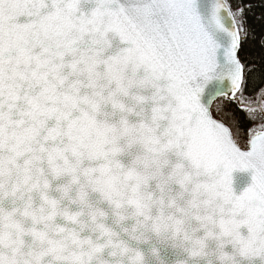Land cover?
<instances>
[{"label":"snow or ice","instance_id":"1","mask_svg":"<svg viewBox=\"0 0 264 264\" xmlns=\"http://www.w3.org/2000/svg\"><path fill=\"white\" fill-rule=\"evenodd\" d=\"M0 264H264V0H0Z\"/></svg>","mask_w":264,"mask_h":264},{"label":"trees","instance_id":"2","mask_svg":"<svg viewBox=\"0 0 264 264\" xmlns=\"http://www.w3.org/2000/svg\"><path fill=\"white\" fill-rule=\"evenodd\" d=\"M258 15V14H257ZM254 24H255V26H256V28H257V30H259V27H260V25H259V22H258V20H255L254 21ZM250 50H252V47L250 46ZM253 54L255 55V53L253 52Z\"/></svg>","mask_w":264,"mask_h":264}]
</instances>
